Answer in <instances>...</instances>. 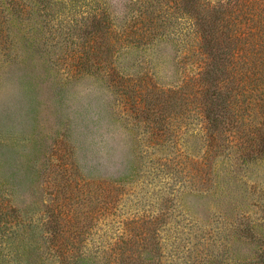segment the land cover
Returning a JSON list of instances; mask_svg holds the SVG:
<instances>
[{"label": "rangeland", "instance_id": "rangeland-1", "mask_svg": "<svg viewBox=\"0 0 264 264\" xmlns=\"http://www.w3.org/2000/svg\"><path fill=\"white\" fill-rule=\"evenodd\" d=\"M229 3L0 0V264H264V0Z\"/></svg>", "mask_w": 264, "mask_h": 264}, {"label": "trees", "instance_id": "trees-1", "mask_svg": "<svg viewBox=\"0 0 264 264\" xmlns=\"http://www.w3.org/2000/svg\"><path fill=\"white\" fill-rule=\"evenodd\" d=\"M247 2H249L250 4H253V3H258L260 2V0H245ZM229 4L231 7L234 8L235 12H239V8H242V0H229ZM257 8V7H256Z\"/></svg>", "mask_w": 264, "mask_h": 264}]
</instances>
